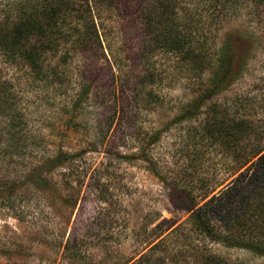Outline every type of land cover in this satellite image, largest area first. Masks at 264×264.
Instances as JSON below:
<instances>
[{
	"label": "rangeland",
	"instance_id": "374dc122",
	"mask_svg": "<svg viewBox=\"0 0 264 264\" xmlns=\"http://www.w3.org/2000/svg\"><path fill=\"white\" fill-rule=\"evenodd\" d=\"M207 1L176 0V27L189 12L198 22L191 50L162 47L171 37L159 32L158 5L151 31L145 7L117 16L101 8L89 49L47 53V77L40 79L3 43L12 22L10 0H0V264H76L63 249L73 237L82 264H140L134 261L163 218L179 225L166 252H153L163 264L188 242L224 258L219 264H264V253L180 234L190 227L185 196L197 207L230 188L245 167L238 170L237 157L264 147V0H231V13L216 21ZM227 41L235 49L232 78L198 114L179 119L210 86L218 48ZM13 114L22 140L8 141ZM223 115L249 121L239 145L203 137L207 118ZM57 150L79 155L70 168H48ZM32 170L42 177H29ZM241 196L226 202L230 228L246 231L244 238L262 236L264 247V194H254L260 206L245 205ZM185 250L187 264H202L191 247Z\"/></svg>",
	"mask_w": 264,
	"mask_h": 264
},
{
	"label": "trees",
	"instance_id": "16d2710c",
	"mask_svg": "<svg viewBox=\"0 0 264 264\" xmlns=\"http://www.w3.org/2000/svg\"><path fill=\"white\" fill-rule=\"evenodd\" d=\"M153 2L154 4H152ZM230 2L231 0H212V2H209L212 3L209 4L212 6V16L210 18L216 21L219 15L227 17L232 9ZM196 3H194V6ZM156 5L159 6L160 11L155 15L159 17L160 22L163 21L162 23L164 25L163 29L159 32L162 36L168 34L171 37V41L167 38L169 42L163 43L162 47L166 48V50H176V47L179 48L180 46L183 47V45H186V50L194 49L196 45L194 38L197 35L196 29H198L194 23L197 19L194 18V12H189L187 18L182 20L184 23L176 27V19H174V15L176 14V0H10L9 13L12 30L10 31V38H6L3 43L5 42V45H11L14 49V55L20 56L30 67L31 73L42 79L47 77L43 72L44 63L48 60L46 57L47 53L52 52L56 54L59 50L67 48V46H69L68 51L74 52L78 49V51L80 49H89L93 43L94 35L97 36L94 17L96 15H102L101 8L117 16L123 13H134L135 15V13L138 14L140 9L145 7L149 11L147 10L145 13L144 21L147 28L151 31L153 30V26L151 25L152 10L155 9ZM192 23L194 25H191ZM15 49L18 50V54H16ZM234 50V46L229 41L224 42L218 48V54L216 55L217 69L210 76V86L201 90L197 97L189 103L188 108L185 109L179 119L191 118L198 114L201 107L200 104L213 96V94L218 93L221 87L225 86L232 78L235 62ZM64 55L68 54L65 52ZM11 118H13L11 124L12 129L7 133V137H9L8 141L17 140V138L22 140L20 138L21 133H18L19 124L14 120V118L18 119L17 114H13ZM249 130H251L250 124L246 118L223 115L219 118H207V122H204L203 137L206 139L212 138L216 142L218 140H223L224 142L232 141L239 145L244 137L250 134ZM263 150L264 147L257 144L249 152V156L237 157L239 159L238 170L243 166L245 167L238 173L233 185L230 188L223 189L219 194L212 195L202 205L196 207L194 198L185 196L188 205L184 209L189 212V219H187L190 224V227L186 229L182 228L180 232L185 239L191 237L189 232L193 231L212 241H222L228 246H238L247 248L255 253H264V247L261 244L260 238L262 236H252L253 234L249 232L248 238H244L246 231L236 234L230 228L232 215L229 214L231 216L227 217L224 214L227 212L224 209L226 202L229 201L233 193L244 196L245 205H261L257 203L259 199L261 200V197H256L254 194H264ZM78 155L77 153L57 150L46 162L49 163L48 168L60 166L65 163H68L67 165L70 168V165L74 164L75 158ZM36 172L39 171L32 170L29 173V177L34 176ZM35 177H42V173H37ZM236 181H238L237 184H242L237 186ZM32 182L36 184L35 180ZM242 196L241 199H244ZM237 219L238 217L235 218V220ZM175 221L176 219L171 220L165 218L159 221L150 234V243L147 250L134 262H140V264H161L164 259L159 258L160 256L156 258L153 252L155 250L166 252L165 241L167 238H170L169 234L172 235V233L177 232L179 229L178 224L174 225ZM223 222L225 224H222ZM186 244L191 247V255H195L193 259L195 260L196 255H199L202 264H219L225 261L219 255L210 253V251L206 252L207 249L205 248L203 253L196 251L195 245L188 242L181 245L175 252H172L173 260L171 264L188 263L186 257L183 258L184 255L186 256L185 249L188 247ZM63 249L64 254L71 263H83L84 256L81 253L82 251L75 237L69 238L65 242Z\"/></svg>",
	"mask_w": 264,
	"mask_h": 264
}]
</instances>
